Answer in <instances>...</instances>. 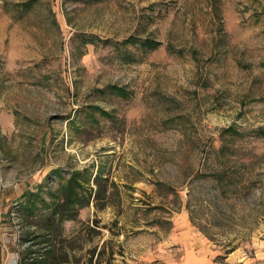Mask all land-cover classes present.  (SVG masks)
I'll use <instances>...</instances> for the list:
<instances>
[{
    "label": "rangeland",
    "instance_id": "1",
    "mask_svg": "<svg viewBox=\"0 0 264 264\" xmlns=\"http://www.w3.org/2000/svg\"><path fill=\"white\" fill-rule=\"evenodd\" d=\"M25 1L0 0V264L28 243L18 203L75 170L116 184L62 222L77 256L129 264L186 221L264 264V0Z\"/></svg>",
    "mask_w": 264,
    "mask_h": 264
},
{
    "label": "trees",
    "instance_id": "2",
    "mask_svg": "<svg viewBox=\"0 0 264 264\" xmlns=\"http://www.w3.org/2000/svg\"><path fill=\"white\" fill-rule=\"evenodd\" d=\"M33 0L25 1L24 7H29ZM144 43L156 44L152 39L146 38ZM112 91L124 94L123 88L119 86L109 87ZM103 110V109H102ZM104 113H106L103 110ZM257 133L264 136V127L257 130ZM58 172V171H56ZM87 173V171H85ZM82 171L75 170L61 184L56 193H50L52 199L45 200L39 193L26 195L27 201L18 203L16 209L19 213L21 223L26 224L28 229L21 231L23 241L28 242L23 249L19 250L17 264H109L113 260V250L107 251V257L102 261L108 242L104 241L99 249L92 247L85 250L84 255H76L78 248L74 239L82 238L80 234L71 239L62 237V222L67 219H75L78 209L88 206L91 200L95 201L98 209L106 207L109 193L116 186L115 182L102 176L97 171L92 178L95 187L87 186L89 175ZM36 195L39 199V206L31 196ZM157 207V206H156ZM93 227L84 237L90 238V231L99 233L100 228H109L108 224H100L99 218H93ZM34 223L33 230L29 229ZM112 224H115L113 221ZM90 234V235H89Z\"/></svg>",
    "mask_w": 264,
    "mask_h": 264
},
{
    "label": "crops",
    "instance_id": "3",
    "mask_svg": "<svg viewBox=\"0 0 264 264\" xmlns=\"http://www.w3.org/2000/svg\"><path fill=\"white\" fill-rule=\"evenodd\" d=\"M125 257V256H123ZM218 253L212 244L194 232L188 222L176 225L166 241H161L151 249L131 256L129 264H227L230 257L218 260Z\"/></svg>",
    "mask_w": 264,
    "mask_h": 264
}]
</instances>
